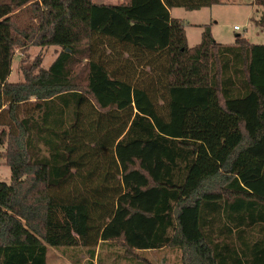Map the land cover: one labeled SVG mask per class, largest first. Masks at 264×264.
<instances>
[{
    "label": "trees",
    "instance_id": "16d2710c",
    "mask_svg": "<svg viewBox=\"0 0 264 264\" xmlns=\"http://www.w3.org/2000/svg\"><path fill=\"white\" fill-rule=\"evenodd\" d=\"M221 3L0 0V264H48L50 247L103 264L110 241L137 264H264V44L208 25L189 46L170 12ZM29 46L58 51L9 81ZM119 208L149 221L144 251L106 236Z\"/></svg>",
    "mask_w": 264,
    "mask_h": 264
},
{
    "label": "rangeland",
    "instance_id": "374dc122",
    "mask_svg": "<svg viewBox=\"0 0 264 264\" xmlns=\"http://www.w3.org/2000/svg\"><path fill=\"white\" fill-rule=\"evenodd\" d=\"M96 3L116 4L121 0H94ZM171 15L174 18L182 19L185 22V31L189 46H194L201 41V35L205 26H210L214 38L223 44H232L237 35L247 38L252 43L264 44V25L259 23V19L264 18V5L255 3V0H223V3L216 4L211 7H205L197 10H187L182 7L172 9ZM264 21V19H263ZM238 26L239 29H235ZM58 47H39L29 46L26 48H18L15 50L13 59V68L9 81H23L22 68L28 63L34 61L39 56L42 59L41 66L48 67L55 58ZM0 147V154L2 153ZM0 179L10 182V169L6 165L5 160L0 156ZM134 204H140L142 207L150 206V199L144 197H132ZM126 213L117 212L114 219L108 224L106 236L117 235L121 230L135 241L136 246L146 249L142 245L146 236L150 234V223L144 221L141 217L127 219ZM85 250V249H84ZM125 248L119 241H110L104 243L100 248V257L103 264H137L134 255L142 250H133L132 257H125ZM70 249H54L49 248L48 264H89L85 256V252L76 250L70 253ZM86 251V250H85ZM142 257L152 259L156 264H182L179 251L164 250L150 251L140 253ZM137 257L139 256L136 255ZM154 263V264H155ZM96 264H100L99 261Z\"/></svg>",
    "mask_w": 264,
    "mask_h": 264
},
{
    "label": "built area",
    "instance_id": "2783aa9c",
    "mask_svg": "<svg viewBox=\"0 0 264 264\" xmlns=\"http://www.w3.org/2000/svg\"><path fill=\"white\" fill-rule=\"evenodd\" d=\"M234 28H235V29H239V27H238V26H234Z\"/></svg>",
    "mask_w": 264,
    "mask_h": 264
},
{
    "label": "crops",
    "instance_id": "0c3cea01",
    "mask_svg": "<svg viewBox=\"0 0 264 264\" xmlns=\"http://www.w3.org/2000/svg\"><path fill=\"white\" fill-rule=\"evenodd\" d=\"M170 12H172V9H171V11ZM188 37V36H187Z\"/></svg>",
    "mask_w": 264,
    "mask_h": 264
}]
</instances>
